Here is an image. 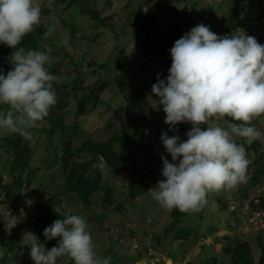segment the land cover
Instances as JSON below:
<instances>
[{
	"label": "rangeland",
	"instance_id": "rangeland-1",
	"mask_svg": "<svg viewBox=\"0 0 264 264\" xmlns=\"http://www.w3.org/2000/svg\"><path fill=\"white\" fill-rule=\"evenodd\" d=\"M36 3L41 5L42 19L33 32L41 38L35 41L33 35L27 34L20 46L26 51L51 48L49 55L53 59L48 69L58 77V82H53L57 103L39 127L31 129V141L0 131V239L6 240L16 224L20 223L22 230V235L11 242V259L4 264H28L29 258L19 250L21 244L28 242L24 234L32 231L24 224L45 210L50 214L53 211L60 219L70 214L82 215L90 225L97 254L107 257L112 250L120 257L115 264L131 263L126 257L132 254L126 249L129 240L130 250L143 243L154 250L155 256H145L133 264H231L232 250L243 242L249 247L245 250L241 246L240 252L257 261L260 246L264 245V142L244 145L250 161L246 183L232 191L209 193V204L201 211L176 219L172 212H181L161 208L149 190L163 179L161 155L171 162L160 139L162 133L179 135L184 141L191 124L177 125L174 133L158 120L141 127L143 135L134 142L121 146L109 139L115 132H134L144 114L155 112L148 108L150 101L146 97L152 96L157 75L166 79L171 67L168 32L181 38L202 23L218 36L243 30L264 45V0ZM236 9L238 13L234 12ZM54 20L59 23L48 36ZM138 22L149 25L140 42L135 39ZM65 35L68 45L61 43ZM33 43L34 47L28 48ZM12 52L0 44V69L5 75L11 70L8 58ZM6 110V105H0V113ZM57 119L61 127L50 122ZM228 122L230 118L225 117L216 123L227 127ZM253 123L264 134V116ZM206 127L201 126L202 130ZM10 136L16 140L12 147L5 142ZM100 141H109L107 147L95 151L89 145ZM237 143L243 141L237 138ZM63 148L72 151L65 161L61 157ZM120 149L128 150L127 158H119ZM81 172L84 195L77 192L76 181ZM93 182L102 184L111 194L113 202L107 210L101 209L102 191ZM139 184L143 186L141 192H137ZM5 195H13L16 200L4 201ZM213 202L218 207L213 208ZM184 228L189 232L188 241L177 234ZM166 249L173 252L174 261ZM64 264L73 263L70 260Z\"/></svg>",
	"mask_w": 264,
	"mask_h": 264
},
{
	"label": "clouds",
	"instance_id": "clouds-1",
	"mask_svg": "<svg viewBox=\"0 0 264 264\" xmlns=\"http://www.w3.org/2000/svg\"><path fill=\"white\" fill-rule=\"evenodd\" d=\"M41 19L36 0H0V44L13 49L8 58L11 70L5 75L0 69V105L7 106L0 113V131L19 134L27 141L33 139L31 129L39 127L57 103L53 82L58 77L48 69L51 48L26 51L20 46ZM58 23L54 20L46 35L51 36ZM61 43L69 44L67 35ZM169 52L172 63L167 78L157 75L151 88L156 99L146 97L148 108H162L168 131L175 133L176 126L184 123L191 124V130L184 141L179 135L162 133L160 139L171 162L161 155L163 179L149 191L163 209L195 213L209 204V193L232 191L247 182L250 161L244 145L264 142V134L253 123L264 116V45L243 30L218 36L201 23L176 40ZM225 117L231 121L227 127L216 123ZM237 138L243 143H237ZM212 206L218 207L215 202ZM89 228L82 215H67L42 229L45 243L59 237L56 246L46 250L38 240L40 234L29 231L24 234L28 250L18 239L20 252L29 258L28 264L70 260L73 264H111V257L95 251Z\"/></svg>",
	"mask_w": 264,
	"mask_h": 264
},
{
	"label": "trees",
	"instance_id": "trees-1",
	"mask_svg": "<svg viewBox=\"0 0 264 264\" xmlns=\"http://www.w3.org/2000/svg\"><path fill=\"white\" fill-rule=\"evenodd\" d=\"M235 13H238L239 12V9H236L234 11ZM234 19L231 18L230 19V22ZM138 25H139V29L138 31L135 33V39L136 41H141L142 40V37L145 35V31L144 29L148 30L149 29V25L148 24H144V23H140L138 22ZM144 31V32H143ZM29 35H33L34 38H35V41L39 40L41 38V36L38 34V33H35V32H32V33H29ZM168 40H169V43L173 46L175 41L178 40L179 38L177 37V34L173 33V32H168ZM35 45V43H33L31 46H29L28 48H33ZM138 105V104H137ZM136 105V106H137ZM145 108V107H144ZM76 117H78V113L75 115ZM164 119H165V113L163 112L162 109H160L159 111H155L151 114H144L140 119L139 121L137 122L138 123V126L137 128L134 130V132L130 133V132H126L124 134H121V133H118V132H115L112 137L109 139L110 142L112 143H117L118 145H123L127 142H134L137 140V137L143 135V131L141 129V127H143L144 125H149V124H153L155 121H158V120H162L163 124L162 126L165 124L164 123ZM50 122L56 126V127H61V123H60V120L57 119L55 121H51ZM78 122V121H77ZM158 123V122H157ZM156 124V123H155ZM109 141H100V142H95V143H89V145L93 148V150H98L100 147H107V143ZM5 142L8 146L12 147L14 146V144L16 143V140L14 137L10 136L8 138L5 139ZM121 150V149H120ZM72 151L68 150L67 148H63L62 149V152H61V157H62V160L65 161L70 155H71ZM128 150L126 149H123L120 151V154L118 155L119 158H127L128 157ZM170 162V159L167 158ZM162 162V161H161ZM85 164H82L81 165V169H84L85 167ZM155 170H157V165H156V168ZM84 179H83V172L80 173L76 183L79 185V191L77 190V192L81 195H84L86 194V188L83 187L84 185ZM93 186L95 188H97L99 191H102V196L100 198V206H101V209L102 210H107L108 207H111L112 206V202H113V198L111 196V194L108 192V190H104V186L102 184H98L97 182H93ZM131 188H134L133 185H131ZM139 190H137V192H141L140 189H143V186L141 184H139L138 188ZM131 197L134 196V194L130 195ZM0 197H1V192H0ZM16 198L15 196L13 195H5V199L4 201H8L9 203H14L13 201L16 200L14 199ZM52 211V214H50L48 211L45 210L44 214H42L40 219H36L34 221H31V222H25L24 225H26L27 229H31L33 234H35L36 236H38L40 234L41 238L43 237L42 233V229H45L46 227L50 226L55 220L57 219H60L59 217H56L57 214L54 213ZM174 218H179L180 216H183V215H187L188 213H174ZM43 220V221H42ZM20 224V223H19ZM20 226V225H18ZM18 226H15L10 234V236L4 240V239H0V262H3V261H6L11 259V255H12V251L9 250V246L11 245V242L13 241V239L19 235L21 236L22 235V230L20 231V227ZM42 231V232H41ZM177 234L179 235H182V238H183V241H188L189 240V232H188V229L187 228H184V229H180L177 231ZM38 238V237H37ZM38 238V240L45 245V248L46 250H50L52 247L56 246L57 242H58V238L54 239V240H50L48 243H45L44 239L42 238ZM130 241L129 240V243H128V247L126 248L127 249V252L131 253V255H126V257L128 259H131V263L130 261H128L129 264H133L135 261H137V259H141V258H146L145 256H151V258H155V256L153 255V251H151V249L149 250L148 247H146L145 244L139 243V245H135V248H132V250H130ZM121 243V242H120ZM242 244V245H241ZM29 247V243L24 244L23 245V249H26L28 250V247ZM241 246L243 247H246L245 250H248V245L245 244L244 242L243 243H239V244H236L234 249L232 250L233 252V255L229 256V259L231 264H264V245H261L260 246V249H261V252H260V256L258 258L257 261H253V258L251 257L250 254L246 253V254H243L242 252H240V248ZM144 249V250H142ZM170 249V248H169ZM169 249H166V251L168 252V254L170 255V258L172 261H174V255H173V252L172 254L169 253ZM20 251L22 250V247H20L19 249ZM30 250V249H29ZM226 250V249H225ZM131 251V252H130ZM172 251V250H171ZM227 251V250H226ZM17 252V251H16ZM135 253V254H133ZM18 256H19V253H18ZM107 257H111V264H115L114 261L116 262L117 260L119 261V256L116 255L112 250H111V253H108L107 252ZM124 257V258H126ZM173 258V259H172ZM60 258H58L57 260H59ZM122 262V261H121ZM126 263V262H125ZM126 263V264H128ZM121 264V263H120Z\"/></svg>",
	"mask_w": 264,
	"mask_h": 264
}]
</instances>
